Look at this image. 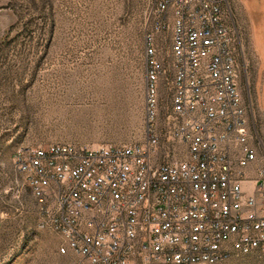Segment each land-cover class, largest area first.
I'll return each instance as SVG.
<instances>
[{
  "label": "built area",
  "instance_id": "obj_1",
  "mask_svg": "<svg viewBox=\"0 0 264 264\" xmlns=\"http://www.w3.org/2000/svg\"><path fill=\"white\" fill-rule=\"evenodd\" d=\"M145 37L146 141L23 147L18 172L44 226L80 264H218L264 256V168L238 85L229 0H157ZM171 31L174 92L166 135L187 153L158 157V37Z\"/></svg>",
  "mask_w": 264,
  "mask_h": 264
},
{
  "label": "rangeland",
  "instance_id": "obj_2",
  "mask_svg": "<svg viewBox=\"0 0 264 264\" xmlns=\"http://www.w3.org/2000/svg\"><path fill=\"white\" fill-rule=\"evenodd\" d=\"M156 2L0 0V264H80V255L60 252L61 235L43 225L15 158L23 147L146 141L145 37ZM229 3L238 85L248 131L259 144L257 175L264 168V0ZM158 48L166 67L159 82L158 157L170 150L181 158L187 146L166 135L174 92L171 31L160 34ZM218 264H264V256Z\"/></svg>",
  "mask_w": 264,
  "mask_h": 264
},
{
  "label": "crops",
  "instance_id": "obj_3",
  "mask_svg": "<svg viewBox=\"0 0 264 264\" xmlns=\"http://www.w3.org/2000/svg\"><path fill=\"white\" fill-rule=\"evenodd\" d=\"M244 1V3L246 4V6H249V4H252V6H254L256 4L257 0H242ZM143 76H144V81L147 80L146 77V70H143ZM145 86H146V82H145Z\"/></svg>",
  "mask_w": 264,
  "mask_h": 264
},
{
  "label": "bare ground",
  "instance_id": "obj_4",
  "mask_svg": "<svg viewBox=\"0 0 264 264\" xmlns=\"http://www.w3.org/2000/svg\"><path fill=\"white\" fill-rule=\"evenodd\" d=\"M31 188H32V186H31ZM32 190H33V193L35 195L34 188H32ZM251 254L255 255V251H248V252H245L244 254L234 255L233 257H235V256H241V255H251ZM230 258H232V257H230Z\"/></svg>",
  "mask_w": 264,
  "mask_h": 264
}]
</instances>
